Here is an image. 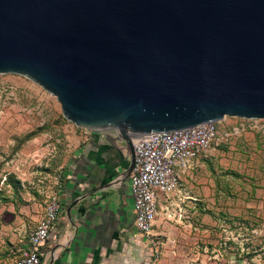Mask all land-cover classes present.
<instances>
[{"label":"water","instance_id":"95a60500","mask_svg":"<svg viewBox=\"0 0 264 264\" xmlns=\"http://www.w3.org/2000/svg\"><path fill=\"white\" fill-rule=\"evenodd\" d=\"M0 74L103 130L129 176L141 135L264 119V0H0Z\"/></svg>","mask_w":264,"mask_h":264},{"label":"rangeland","instance_id":"374dc122","mask_svg":"<svg viewBox=\"0 0 264 264\" xmlns=\"http://www.w3.org/2000/svg\"><path fill=\"white\" fill-rule=\"evenodd\" d=\"M219 126L225 136L182 180L183 208L159 216L188 221L177 244L190 261L200 248L206 264H264V119L226 116ZM94 131L69 121L32 79L0 74V250L12 264L49 197L64 192L77 135Z\"/></svg>","mask_w":264,"mask_h":264},{"label":"crops","instance_id":"0c3cea01","mask_svg":"<svg viewBox=\"0 0 264 264\" xmlns=\"http://www.w3.org/2000/svg\"><path fill=\"white\" fill-rule=\"evenodd\" d=\"M203 156L179 171L177 192L159 195V213L150 240L136 226L129 176L123 170L126 157L102 130L78 134L64 172L62 209L41 249L42 264H206L200 248L197 258L190 261L177 244L178 235L185 234L179 225L188 222L185 217L179 215L173 222L170 216H159L161 209L174 203L183 208L182 180ZM25 241L26 246L28 238ZM154 248L160 250L157 263L153 261ZM12 263L11 254L0 250V264Z\"/></svg>","mask_w":264,"mask_h":264},{"label":"built area","instance_id":"2783aa9c","mask_svg":"<svg viewBox=\"0 0 264 264\" xmlns=\"http://www.w3.org/2000/svg\"><path fill=\"white\" fill-rule=\"evenodd\" d=\"M224 136L219 121H211L181 130L153 132L134 140L135 163L129 182L136 226L143 236L153 239L159 195L170 196L177 192L180 187L179 171L186 170L200 156L208 154ZM61 209L60 197L50 196L44 216L21 251L19 264H42V246L49 239ZM152 256L157 263L160 250L154 248Z\"/></svg>","mask_w":264,"mask_h":264}]
</instances>
